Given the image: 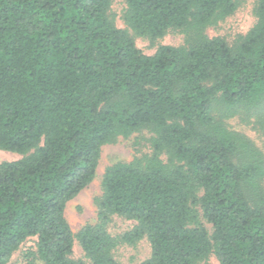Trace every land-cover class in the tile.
<instances>
[{"label":"trees","instance_id":"trees-1","mask_svg":"<svg viewBox=\"0 0 264 264\" xmlns=\"http://www.w3.org/2000/svg\"><path fill=\"white\" fill-rule=\"evenodd\" d=\"M112 1L0 0V149L20 155L0 162V264L30 238L26 264H121L115 248L142 238L135 264H264V153L227 123L264 133V0L232 42L206 29L238 0H123L125 28ZM172 31L183 42L152 54L134 41ZM144 131L149 151L105 167L73 232L66 203L101 147ZM114 215L134 224L112 235Z\"/></svg>","mask_w":264,"mask_h":264},{"label":"rangeland","instance_id":"rangeland-1","mask_svg":"<svg viewBox=\"0 0 264 264\" xmlns=\"http://www.w3.org/2000/svg\"><path fill=\"white\" fill-rule=\"evenodd\" d=\"M239 6L236 11L220 21L217 26H210L206 29L209 36L221 35L227 41L232 42L237 36L245 34L254 24L255 16L253 8L255 0H238ZM124 8L123 0H113L110 7L111 15L118 27L125 28L121 18ZM136 46L145 54H152L159 44L178 45L183 42V34L177 31L168 32L162 38L151 43L147 38L135 36ZM252 118H243L234 116L227 120L231 129L244 133L255 145L264 153V133L253 123ZM138 137V144L134 137ZM149 133L144 131L142 134H134L128 139L120 138L114 143L105 144L101 147L100 158L96 168L94 179L83 188L75 197L66 203L65 217L73 232H76L87 222H94L96 217L93 197L100 193L101 177L106 166L118 160H131L134 155L148 152V142L146 138ZM20 157L19 154L0 149V162L15 160ZM205 227L211 231V224L203 220ZM134 224L133 220H127L117 215L112 217L108 224V231L112 234H119L129 229ZM27 249H34V238L23 242L20 247L12 254L6 264H26L23 254ZM150 254V245L146 238H142L136 245L122 244L115 248L114 256L121 264H135L148 257ZM71 257L83 258V251L75 239L73 242ZM40 264L39 261L35 262ZM202 264V263H201ZM206 264H217L216 257L211 254Z\"/></svg>","mask_w":264,"mask_h":264}]
</instances>
